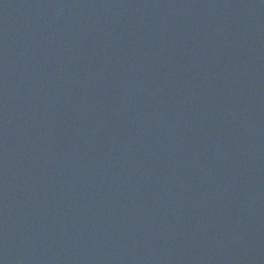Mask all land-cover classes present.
Instances as JSON below:
<instances>
[{
    "label": "water",
    "instance_id": "95a60500",
    "mask_svg": "<svg viewBox=\"0 0 264 264\" xmlns=\"http://www.w3.org/2000/svg\"><path fill=\"white\" fill-rule=\"evenodd\" d=\"M0 264H264V0H0Z\"/></svg>",
    "mask_w": 264,
    "mask_h": 264
}]
</instances>
